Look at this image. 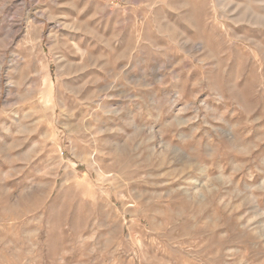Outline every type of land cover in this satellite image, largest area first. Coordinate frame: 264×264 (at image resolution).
Segmentation results:
<instances>
[{
	"label": "rangeland",
	"instance_id": "374dc122",
	"mask_svg": "<svg viewBox=\"0 0 264 264\" xmlns=\"http://www.w3.org/2000/svg\"><path fill=\"white\" fill-rule=\"evenodd\" d=\"M0 264H264V0H0Z\"/></svg>",
	"mask_w": 264,
	"mask_h": 264
}]
</instances>
